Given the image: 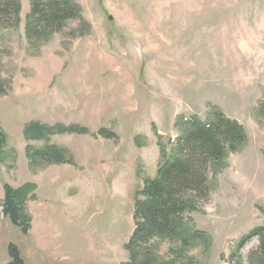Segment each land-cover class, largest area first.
I'll return each mask as SVG.
<instances>
[{"label": "rangeland", "instance_id": "374dc122", "mask_svg": "<svg viewBox=\"0 0 264 264\" xmlns=\"http://www.w3.org/2000/svg\"><path fill=\"white\" fill-rule=\"evenodd\" d=\"M55 1L81 19L28 38L26 17ZM19 4L17 23L0 7V264L10 244L24 264L131 263L135 193L155 179L160 151L214 109L244 127L247 144L208 167V199L184 195L183 220L208 243L153 239L136 262L264 264L259 238L243 243L264 228V0ZM41 127L49 133L35 136ZM28 183L24 234L2 202L5 185Z\"/></svg>", "mask_w": 264, "mask_h": 264}, {"label": "trees", "instance_id": "16d2710c", "mask_svg": "<svg viewBox=\"0 0 264 264\" xmlns=\"http://www.w3.org/2000/svg\"><path fill=\"white\" fill-rule=\"evenodd\" d=\"M0 7L5 16L11 17L14 23L19 21V0H2ZM26 19L27 36L33 38L38 35L47 37L60 31L67 22L79 20L81 17L76 5L68 1H55L41 8L35 7ZM2 91L3 87L0 86V93ZM29 128L31 126L26 129V132H29L27 131ZM36 131L38 133L35 136H43L41 135L43 132L49 133L44 127ZM65 131L71 130H61V132ZM101 134L104 137L111 136ZM5 142V136L0 131V149ZM174 144L175 148L171 154L160 151L163 162L157 169L155 179L144 181L143 187L135 193L132 216L134 228L126 245L133 258L129 264H159L154 260H149V257L143 263L136 262L139 252L148 256L152 255L148 245L153 239L177 240L183 244L208 243L209 238L206 233L188 228L185 224L183 214L187 207L188 210L192 209L190 203L193 198L187 199L184 195L190 194L195 197L203 195L208 199L209 191L206 185L208 167L221 166L229 154L239 152L247 144V135L239 122L214 109L209 121L192 122ZM35 153L36 157L51 156L54 158L51 162L61 163L63 161L56 152L51 150H41ZM33 188L34 185L30 183L16 189L4 186L3 215L8 217L11 223L19 227L24 234L30 227V218L25 204ZM255 236L259 238L258 251L264 255L263 227L252 230L243 239V243ZM8 253L11 258L10 264H24L16 246L10 244ZM160 264L183 263L171 260ZM186 264L195 263L187 262Z\"/></svg>", "mask_w": 264, "mask_h": 264}, {"label": "built area", "instance_id": "2783aa9c", "mask_svg": "<svg viewBox=\"0 0 264 264\" xmlns=\"http://www.w3.org/2000/svg\"><path fill=\"white\" fill-rule=\"evenodd\" d=\"M170 141H171V143H174V136L170 137Z\"/></svg>", "mask_w": 264, "mask_h": 264}, {"label": "bare ground", "instance_id": "6f19581e", "mask_svg": "<svg viewBox=\"0 0 264 264\" xmlns=\"http://www.w3.org/2000/svg\"><path fill=\"white\" fill-rule=\"evenodd\" d=\"M174 141H175V136H174Z\"/></svg>", "mask_w": 264, "mask_h": 264}]
</instances>
